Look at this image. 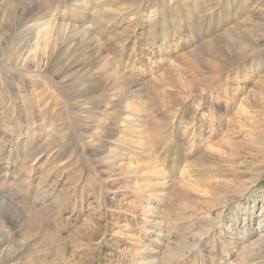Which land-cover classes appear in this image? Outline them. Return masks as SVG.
I'll return each mask as SVG.
<instances>
[{"label": "rangeland", "instance_id": "374dc122", "mask_svg": "<svg viewBox=\"0 0 264 264\" xmlns=\"http://www.w3.org/2000/svg\"><path fill=\"white\" fill-rule=\"evenodd\" d=\"M0 264H264V0H0Z\"/></svg>", "mask_w": 264, "mask_h": 264}, {"label": "bare ground", "instance_id": "6f19581e", "mask_svg": "<svg viewBox=\"0 0 264 264\" xmlns=\"http://www.w3.org/2000/svg\"><path fill=\"white\" fill-rule=\"evenodd\" d=\"M53 27V26H52ZM52 27H50V28H48V29H46L41 35H39V38L40 37H47L46 39H45V41H44V46H42L41 47V49H39L40 50V52H45L46 50H47V48H48V45H49V43L52 41V39L50 38V35H51V29H52ZM38 36V35H37ZM44 54V53H43ZM263 225V224H262Z\"/></svg>", "mask_w": 264, "mask_h": 264}]
</instances>
